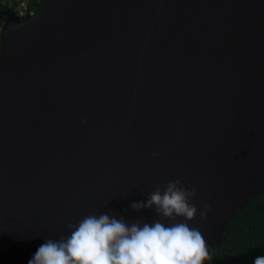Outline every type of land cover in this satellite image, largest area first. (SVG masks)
Instances as JSON below:
<instances>
[{
	"label": "water",
	"instance_id": "95a60500",
	"mask_svg": "<svg viewBox=\"0 0 264 264\" xmlns=\"http://www.w3.org/2000/svg\"><path fill=\"white\" fill-rule=\"evenodd\" d=\"M41 1L0 10V264L177 179L213 249L264 192V0Z\"/></svg>",
	"mask_w": 264,
	"mask_h": 264
},
{
	"label": "clouds",
	"instance_id": "9594fccd",
	"mask_svg": "<svg viewBox=\"0 0 264 264\" xmlns=\"http://www.w3.org/2000/svg\"><path fill=\"white\" fill-rule=\"evenodd\" d=\"M195 194L194 187L189 189L177 179L163 189L157 187L146 201L132 202L133 211L154 209L162 218L151 223L127 222L107 212L87 215L67 225L70 235L46 238L28 264H204L212 260L211 248L200 229L188 221L198 213L206 218L211 206L204 203L198 210L192 202ZM253 264H264V255L256 256Z\"/></svg>",
	"mask_w": 264,
	"mask_h": 264
},
{
	"label": "trees",
	"instance_id": "16d2710c",
	"mask_svg": "<svg viewBox=\"0 0 264 264\" xmlns=\"http://www.w3.org/2000/svg\"><path fill=\"white\" fill-rule=\"evenodd\" d=\"M41 6V0H0V10L11 9L17 14L19 7L27 15L38 11ZM210 254L212 260L204 264H253L256 256L264 255V192L253 197L230 218L222 240L211 249Z\"/></svg>",
	"mask_w": 264,
	"mask_h": 264
},
{
	"label": "rangeland",
	"instance_id": "374dc122",
	"mask_svg": "<svg viewBox=\"0 0 264 264\" xmlns=\"http://www.w3.org/2000/svg\"><path fill=\"white\" fill-rule=\"evenodd\" d=\"M18 11H19L20 15H25L26 14V12L21 7L18 8ZM0 29L1 30L3 29V25H1Z\"/></svg>",
	"mask_w": 264,
	"mask_h": 264
},
{
	"label": "flooded vegetation",
	"instance_id": "af4514ba",
	"mask_svg": "<svg viewBox=\"0 0 264 264\" xmlns=\"http://www.w3.org/2000/svg\"><path fill=\"white\" fill-rule=\"evenodd\" d=\"M0 21H2V25L5 23V20L3 19V20H0Z\"/></svg>",
	"mask_w": 264,
	"mask_h": 264
}]
</instances>
